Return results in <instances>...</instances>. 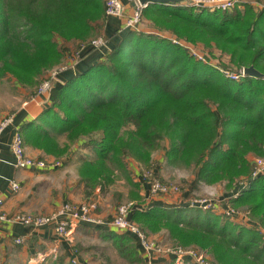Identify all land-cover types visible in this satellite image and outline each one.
Instances as JSON below:
<instances>
[{"label":"trees","instance_id":"trees-1","mask_svg":"<svg viewBox=\"0 0 264 264\" xmlns=\"http://www.w3.org/2000/svg\"><path fill=\"white\" fill-rule=\"evenodd\" d=\"M104 1L0 0V77L35 88L48 69L71 59L101 31ZM238 7L148 3L142 15L154 32L132 27L116 33L96 61L54 85L40 115L19 127L25 145L60 157L88 137L93 153L78 166L88 195L120 173L133 187L130 197L140 198L125 159L147 162L163 140L168 164L192 166L195 181L231 187L250 173L249 156L264 153V6ZM180 38L199 41L210 53L197 58ZM66 42H73V51ZM230 63L234 71L252 65L263 75L233 79L224 71L233 68L220 65ZM247 178L224 200L244 208L250 222L158 202L135 206L128 217L149 233L166 230L174 242L206 248L219 264H264V175ZM116 237L122 255L143 258L134 234ZM52 264L66 263L57 256Z\"/></svg>","mask_w":264,"mask_h":264},{"label":"crops","instance_id":"crops-1","mask_svg":"<svg viewBox=\"0 0 264 264\" xmlns=\"http://www.w3.org/2000/svg\"><path fill=\"white\" fill-rule=\"evenodd\" d=\"M124 1L123 15L108 17L104 34L108 35L113 26L115 27L122 22L124 17L131 13L133 4ZM137 27L148 32H154V28L146 20L139 23ZM162 34L169 35L168 32ZM72 43L66 42L65 45L71 46ZM97 53L98 51L95 49L85 52L73 69L69 70L68 68L60 73L55 79L54 85L62 84L71 74L79 72L85 65L96 61L100 56ZM12 89L17 93L11 92L12 95L8 96L7 101H4L5 108H2L3 102H0V116L6 111H13L12 122L0 133V196L3 198L1 209L5 216H12L18 211L30 214L48 213L64 201L82 202L96 199L98 200V216L111 219L116 208L104 207L105 210H102L103 202L98 189L91 195L85 194L83 184L79 181V163L82 158L91 156L93 153L91 144L87 141L88 137H81L72 145L71 151L61 159L59 167L35 169L19 167L15 164V155L9 147L15 130H19L24 122L40 115L44 107L48 105L49 97L46 94L31 93L30 88L20 86L15 82ZM26 150L30 155L47 158V155L37 148L26 145ZM12 181L19 183L20 187L17 191L10 189ZM189 188L184 192L185 195L190 193ZM229 195V193L223 194L224 197ZM180 203L185 204L186 202ZM77 227H80L78 229L86 234L90 230L96 231L99 235L103 233L110 236L117 232L107 223V220L98 223L80 221L78 225L76 223L70 228L67 235H59L51 224L33 227L20 222L0 220V264H42L46 261L51 262L57 255L63 256L65 262L69 258L71 260L74 258L75 264H87L88 260L81 259L71 247L72 232ZM16 237H20L21 242H16ZM140 248L139 251L141 252ZM168 257H164L162 260H168Z\"/></svg>","mask_w":264,"mask_h":264},{"label":"rangeland","instance_id":"rangeland-1","mask_svg":"<svg viewBox=\"0 0 264 264\" xmlns=\"http://www.w3.org/2000/svg\"><path fill=\"white\" fill-rule=\"evenodd\" d=\"M249 2L253 4L254 6L258 7L260 5H255L257 3L259 4H264V0H236L235 4L232 8L235 6H240L242 2ZM105 4V1H104ZM239 8V7H238ZM108 16H106V19ZM146 19L144 18V15L141 16V19L139 23H143ZM107 20L103 24V27L101 28V31L98 32L97 35L92 36L88 42L87 46L82 49L84 51L82 54L78 55L77 60L75 64L69 68V70L73 69L78 61L82 59V56L84 55L85 52L91 51L92 49H95L98 51L97 54L102 55L105 53L107 50H109L113 46V42L116 41V33L120 32V29L122 28V22L117 24L115 27L110 29V32L107 34H104V28L106 25ZM138 23V24H139ZM138 24L135 26L137 28ZM150 24V23H149ZM151 26V24H150ZM155 30V29H154ZM170 32L169 30H167ZM159 32V31H158ZM103 36L102 38L104 39V44L101 46H91L90 42L91 39L97 37V36ZM180 43L185 44L187 48H193V44H196L197 49L196 51L199 52V54H203V52H208L207 49H204L205 47L203 46L202 43L199 41L196 42H190L186 40L185 38H180ZM113 41V42H112ZM111 42V44H109ZM72 51L74 50V46L71 45ZM84 46V44H83ZM74 47V48H73ZM81 51V52H82ZM191 52V51H190ZM218 53V52H217ZM223 57H227L229 54L222 53L221 54ZM70 56V55H69ZM211 57L213 55H210ZM100 57V56H99ZM98 57V58H99ZM210 57V58H211ZM214 57H217L218 55H214ZM70 58V57H69ZM72 58V57H71ZM67 57L63 58V61H61L58 65L55 67L63 64L66 62ZM80 59V60H79ZM221 61L226 62L222 57H220ZM219 60V61H220ZM218 61V60H217ZM224 64V63H223ZM88 65V64H87ZM85 65V66H87ZM221 67H232V70L229 71H234L237 69V66L232 65L231 63L226 66ZM232 65V66H231ZM84 66V67H85ZM243 68V67H242ZM229 69V68H228ZM49 70V69H48ZM66 70V69H65ZM64 70V71H65ZM226 70V69H225ZM235 72V71H234ZM61 73V72H60ZM58 74V76L60 75ZM46 75V73L42 76V78ZM57 76V77H58ZM56 77V78H57ZM41 78V80H42ZM0 80V102H3V107L5 108L4 101L8 100V96L12 95V85L13 83H17L14 79L10 78V76H1ZM18 84V83H17ZM40 82L37 84V86L31 90V93H36L38 85ZM20 85V84H18ZM21 86V85H20ZM15 92V91H13ZM17 92H15L16 94ZM49 97V96H48ZM13 111H6L2 113L0 116V119H2L4 116L7 114H12ZM63 140V139H62ZM73 145V144H72ZM72 147V146H71ZM167 147V141L163 140L160 144V147L157 149L153 150L150 153L149 160L147 162H143L141 160H135L132 157L127 156L125 161H126V166L127 169L130 171V176L139 182V195L140 198L135 199L130 197V190L133 188L128 181H126V178L120 173H118V176L116 177L115 181L107 186L104 187L103 190H101L99 187H96L93 192L98 189L99 195L102 198L101 201L103 202V209L105 210L104 207H110V209H115V213L118 210V206L122 205H128L130 210H132L135 206L139 207H144L147 206V204L152 203L153 201L158 202L160 205H165L168 207L171 206H179V205H187L190 208L193 207H200L202 209H212L214 212H220L223 211L225 215H228L230 220L232 221H239V222H250V217L247 216V214L244 212V208H232L231 205H229L228 200L226 199L224 202V197L223 194H226L232 190H235L237 188L234 185L236 183H241L240 186H245L243 183L248 179L247 177L252 176V171H253V164H251V171L250 173L241 178L237 177L232 183L231 187L228 188L226 186L225 181H220L216 183H205L203 181H195L196 175H195V170L192 166L190 167H184V166H172L168 164L165 160V150ZM66 155V154H65ZM63 155V156H65ZM63 156L60 157H53L50 155H47L48 159H54V160H60L63 158ZM264 156L263 154H255V155H250L249 158L253 162L255 158ZM151 172V177L154 178L155 180L161 181V183H165L167 185H176L177 189L175 191H169L166 193H155V194H148L146 189H147V176L146 174ZM82 183V182H81ZM83 184V183H82ZM193 184V185H192ZM233 184V185H232ZM192 185V187L189 188V186ZM84 187V186H83ZM191 190L189 191L187 195L184 194L186 190ZM235 194H237V191H234ZM232 193L234 196L235 194ZM89 200H84L82 202H87ZM96 201V207L93 211H91V215L99 220H107L109 221L110 218L106 219L107 217L101 218L97 214V208H98V200ZM71 203L74 205H77L82 202H72V201H64L63 203ZM180 202H186L185 204H181ZM207 203V202H213L216 203V207H210V208H204L202 206H197L200 203ZM62 203V204H63ZM226 204V205H225ZM184 206V207H185ZM186 206V207H187ZM101 207V206H100ZM57 208V207H56ZM56 208L50 212L49 214L53 211L56 210ZM100 209V208H99ZM48 213H41V214H48ZM230 213V214H229ZM109 214V213H108ZM223 214V213H222ZM33 215H39V214H33ZM141 231L144 234V243L150 247H153L152 251L149 255L151 256V262L149 263V257L146 260V263L148 264H192L190 260L185 256L182 255L180 263H176L175 256L174 255H167L170 251H177L174 249L173 246H178L180 247L183 253L187 254H192V256H201L202 258L206 259L209 264H219L216 262L209 251L206 248H202L198 245H182L180 243L172 241V239L169 237V234L167 233L166 230H161L158 231L157 233H149L146 230L142 229L140 225L135 222ZM78 225V223H77ZM80 227H77L74 229L72 232V239L70 241L71 247L74 253L78 254V256L84 260L87 259L88 263L87 264H145V261L143 258L140 260H130L129 257L122 255L119 250L114 246L113 240H116V234H123V232H114L111 236L107 234L99 235L96 231L90 230L89 233H82ZM71 234V233H70ZM106 235V236H104ZM104 237V238H103ZM116 237V238H115ZM120 238V237H119ZM133 241V240H132ZM141 253L145 252L143 251V248H140ZM143 251V252H142ZM187 251V252H185ZM59 256V255H57ZM57 256L55 258H57ZM168 257V260H162V258ZM158 258V259H157ZM54 259H52L51 262H43L42 264H52ZM65 262V261H64ZM70 263V264H75L70 258L66 260L65 262Z\"/></svg>","mask_w":264,"mask_h":264},{"label":"built area","instance_id":"built-area-1","mask_svg":"<svg viewBox=\"0 0 264 264\" xmlns=\"http://www.w3.org/2000/svg\"><path fill=\"white\" fill-rule=\"evenodd\" d=\"M129 3L133 4V9L129 15L124 17L122 28L120 31L135 27L142 16V9L144 7L143 4L139 3L138 0H126ZM236 0H182L179 2L180 4H183L185 6H196L199 8H205L208 10H214V9H221V10H227L231 9ZM264 6V4H260L259 7ZM125 8V1L124 0H105V14L108 17H120L123 15ZM103 36L99 35L93 39H91V46L97 47L104 44ZM173 41H176V39H173ZM83 48H80L73 53V57L71 59H68L65 63L53 67L49 70H47L46 75L42 78L40 81V84L38 85L37 94H46L49 96L51 88L54 86V82L58 74L65 69H68L72 67L76 60L78 55H80ZM192 54H194L197 58L205 59L203 54H199L198 51H196L195 48L189 49ZM79 58V57H78ZM223 70V69H222ZM226 74L233 78L238 79L241 76L246 75L243 71V68L239 72L237 71H229L224 70ZM13 115L7 114L2 119H0V133L1 131L12 122ZM9 147L12 150V152L15 155L16 158V165L19 167H30L35 169H43V168H56L59 167L61 164L60 160H54V159H48L43 157H36L33 155H30L28 151L26 150V145L24 143V140L22 138L21 133L19 130H15L10 143ZM253 164V171H252V177L257 175H264V156L257 157L252 162ZM147 193L148 194H155V193H166L169 191H175L177 189L176 185H167L165 183H161V181L155 180L151 177V172L147 173ZM245 185V184H244ZM20 185L16 181H12L10 185V189L12 191H17L19 189ZM96 199H91L87 202H82L77 205L71 204V203H63L60 204L55 211L51 212L50 214H39V215H33L26 212H15L12 216H5V214L2 212L1 206L3 204V198L0 196V220H8V221H14V222H20L22 224L31 225L33 227H39L51 224L59 235H67L69 233L70 228L75 225L76 223L80 221L85 222H92V223H98L102 222V220L96 219L91 215V211H93L96 207ZM197 206H202L204 208H210V207H216V203L213 202H207V203H200ZM118 210L114 215L111 217L107 223L114 228L118 232L123 233H131L136 236L137 241L139 242V245L141 248H143L142 257L146 263V260L149 257V263L151 262V256L149 255L153 249V247H150L144 243V234L139 228V226L128 217L130 208L128 205H122L118 206ZM16 242H21L20 237H16ZM175 250L177 251H170L167 253V255H174L176 263H180L182 255H185L192 264H209V262L202 258L201 256H192V254L183 253L180 247L173 246ZM187 252V251H185ZM72 261L75 263V259L73 258Z\"/></svg>","mask_w":264,"mask_h":264},{"label":"water","instance_id":"water-1","mask_svg":"<svg viewBox=\"0 0 264 264\" xmlns=\"http://www.w3.org/2000/svg\"><path fill=\"white\" fill-rule=\"evenodd\" d=\"M139 3L146 6L148 3H179L182 0H138ZM243 71L246 75H255V76H261L263 75L260 71H258L254 66H246L243 68Z\"/></svg>","mask_w":264,"mask_h":264}]
</instances>
